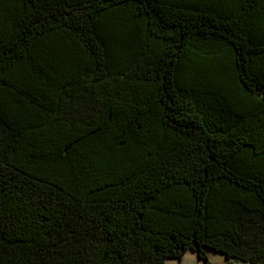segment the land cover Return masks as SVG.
<instances>
[{
  "label": "trees",
  "instance_id": "1",
  "mask_svg": "<svg viewBox=\"0 0 264 264\" xmlns=\"http://www.w3.org/2000/svg\"><path fill=\"white\" fill-rule=\"evenodd\" d=\"M264 264V0H0V264Z\"/></svg>",
  "mask_w": 264,
  "mask_h": 264
},
{
  "label": "rangeland",
  "instance_id": "2",
  "mask_svg": "<svg viewBox=\"0 0 264 264\" xmlns=\"http://www.w3.org/2000/svg\"><path fill=\"white\" fill-rule=\"evenodd\" d=\"M207 260L210 264H225V258L219 253L207 250L206 252ZM165 264H204L202 261L198 260L196 255L191 251H186L180 260L168 259Z\"/></svg>",
  "mask_w": 264,
  "mask_h": 264
}]
</instances>
